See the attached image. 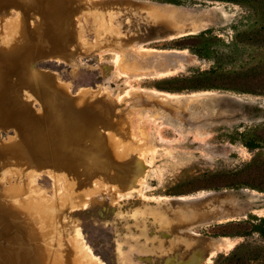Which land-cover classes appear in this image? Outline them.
Returning a JSON list of instances; mask_svg holds the SVG:
<instances>
[{"label": "rangeland", "instance_id": "374dc122", "mask_svg": "<svg viewBox=\"0 0 264 264\" xmlns=\"http://www.w3.org/2000/svg\"><path fill=\"white\" fill-rule=\"evenodd\" d=\"M0 264H264V0H0Z\"/></svg>", "mask_w": 264, "mask_h": 264}, {"label": "bare ground", "instance_id": "6f19581e", "mask_svg": "<svg viewBox=\"0 0 264 264\" xmlns=\"http://www.w3.org/2000/svg\"><path fill=\"white\" fill-rule=\"evenodd\" d=\"M134 2V1H133ZM141 4V3H140ZM157 4H159V6H161V5H164V4H162V3H157ZM155 6V5H154ZM148 10H149V12H151V13H154V14H158V15H160L163 19H166V22L168 23V22H170L171 21V18H173V13H172V11L169 9V8H166V7H149L148 8ZM159 20V19H158ZM160 21H161V18H160ZM159 22V21H158ZM162 22V21H161ZM166 22H164V25H165V23ZM163 23V22H162ZM161 23V24H162ZM168 33V32H167ZM171 33V32H170ZM173 33V32H172ZM183 33V32H182ZM185 33V32H184ZM166 35V34H165ZM176 35H179L178 33L176 34ZM169 36V35H168ZM174 36V35H173ZM171 36H169V38H170ZM177 37V36H176ZM108 39V38H107ZM160 39H162V37L160 38ZM165 39V38H164ZM149 41V40H148ZM152 42V41H151ZM136 43V42H135ZM140 43H142V41H139V44ZM144 43V42H143ZM170 50V49H169ZM166 51V50H165ZM175 51H178V50H175ZM174 51V52H175ZM184 52H185V50H184ZM168 53V52H167ZM135 56L136 57H133L132 56V58H135V61H137L140 65H142L143 67H145L146 65L148 66V67H151L150 69H146V71H141L140 73H138V74H144V75H147V76H155V75H159V74H168L169 72H171V71H173L172 69L173 68H175V69H178L182 64H181V62H183V61H181V62H179V61H176V62H174L173 64H171V63H169V64H167V62H169L165 57H163L162 55H156L154 58H152L151 56V58H146V59H144L142 56H140V54L139 53H135ZM140 61H139V60ZM133 61V60H132ZM134 62H132L131 64H133ZM135 64V63H134ZM171 64V65H170ZM136 65V64H135ZM175 72V71H174ZM136 74V73H135ZM137 74V75H138ZM139 76H142V75H139ZM160 76V75H159ZM134 77V76H133ZM146 94V93H145ZM160 94V93H159ZM153 104V103H152ZM160 105V104H159ZM27 108V107H26ZM25 109V108H24ZM27 114H28V112H27ZM30 114V113H29ZM28 114V115H29ZM167 122V121H166ZM162 124V123H161ZM167 124L169 125V126H171V124L169 123V122H167ZM197 124V123H196ZM197 126V125H196ZM180 129V128H179ZM196 130V129H195ZM153 135L158 139V140H162L163 138L161 137V134H160V132H159V130L158 129H155L154 131H153ZM162 141H165V139L164 140H162ZM161 142V141H160ZM121 165V164H120ZM90 187V186H89ZM87 189V188H86ZM188 196V195H187ZM187 196H185V197H187ZM178 197V196H177ZM176 197V198H177ZM180 197V196H179ZM184 197V196H183ZM172 198V197H171ZM176 198H174V199H176ZM182 198V197H181ZM190 198V197H189ZM199 222V221H198ZM203 223V222H202ZM205 223V222H204ZM207 223H209V222H207ZM200 224V223H199ZM189 229L191 230V227H189ZM7 234H8V232H7ZM3 237V236H2ZM9 238V237H8ZM14 238V237H13ZM16 239V238H15ZM9 241V240H8ZM2 243V242H1ZM5 243V242H4ZM6 245V244H5ZM4 245V246H5ZM10 246V245H9ZM3 249V248H2ZM7 250V249H6ZM13 250V249H12ZM3 253H5V252H3ZM18 259V258H17ZM27 261V260H26ZM19 262V261H18Z\"/></svg>", "mask_w": 264, "mask_h": 264}]
</instances>
